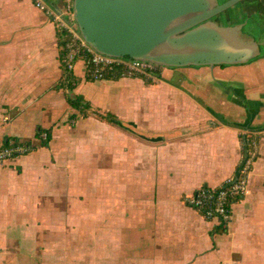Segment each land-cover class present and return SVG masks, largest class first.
<instances>
[{
    "label": "crops",
    "instance_id": "1",
    "mask_svg": "<svg viewBox=\"0 0 264 264\" xmlns=\"http://www.w3.org/2000/svg\"><path fill=\"white\" fill-rule=\"evenodd\" d=\"M36 1L0 0V142L35 145L0 162V264H211L220 252L219 264H264V0L230 12L259 20L248 26L259 32L260 55L163 67L151 81H90L82 60L66 78L57 24ZM42 1L66 8V0ZM71 95L118 120L84 114ZM39 127L51 129L48 145ZM246 132L258 140L247 191L226 227L212 225L185 197L235 174ZM108 172L119 189L109 219Z\"/></svg>",
    "mask_w": 264,
    "mask_h": 264
},
{
    "label": "water",
    "instance_id": "2",
    "mask_svg": "<svg viewBox=\"0 0 264 264\" xmlns=\"http://www.w3.org/2000/svg\"><path fill=\"white\" fill-rule=\"evenodd\" d=\"M244 0H73L78 31L96 50L163 66L232 64L261 54L229 9ZM222 16L227 23L222 22ZM259 24L258 19L251 21Z\"/></svg>",
    "mask_w": 264,
    "mask_h": 264
},
{
    "label": "built area",
    "instance_id": "3",
    "mask_svg": "<svg viewBox=\"0 0 264 264\" xmlns=\"http://www.w3.org/2000/svg\"><path fill=\"white\" fill-rule=\"evenodd\" d=\"M36 4L52 15L57 26L68 30L67 51L63 56L68 70L73 71L75 63L82 60L86 76L92 79L125 76L155 79L158 70L163 67L147 59L109 55L96 50L78 31L73 17V0H66V8L60 11L50 9L42 0H37ZM40 136L44 140L47 131H41ZM242 137L244 154L235 174L218 185H201L185 197V202L194 207L204 218L214 219L223 227H226L232 219L234 203L242 199L247 191L248 176L258 153V140L252 133L246 132ZM34 148L35 145L28 140L10 138L1 141L0 162L27 154Z\"/></svg>",
    "mask_w": 264,
    "mask_h": 264
},
{
    "label": "rangeland",
    "instance_id": "4",
    "mask_svg": "<svg viewBox=\"0 0 264 264\" xmlns=\"http://www.w3.org/2000/svg\"><path fill=\"white\" fill-rule=\"evenodd\" d=\"M231 9H233V7L231 8ZM243 14L245 15V13H241V14H236L237 16H235V15H233L232 17H231V21L233 22V23H237V22H243L244 20H246L247 19V17H244L243 16ZM253 20V18H250V20H249V22L246 24H244V29H246V30H248L249 29V26L248 25H250L251 24V21ZM222 22L223 23H227V21H226V18L224 17V16H222ZM250 30V29H249ZM254 33V35H255V37H259V32H257V31H255V32H253ZM255 58V57H254ZM254 58H252V59H254ZM78 61H80V60H78ZM77 63V62H76ZM163 67H173V66H163ZM162 67V68H163ZM112 77H110L109 79H111ZM102 79H108V78H102ZM90 80V79H89ZM99 80H101V79H92V80H90V81H99ZM117 93H119V95H120V93H122V98H124V100H125V95H124V91H123V89H120L119 91L118 90H116V89H114V90H112L111 91V95H115V94H117ZM134 95V94H133ZM67 100H68V102L70 103V100H69V97L67 96ZM144 100L146 101V98L144 97ZM153 100L155 101V97H154V99L152 98V99H150V101L151 102H153ZM128 101H130V97H128ZM142 103H144L143 102V100H142ZM71 104V103H70ZM90 108H91V110H93L94 108H97L98 109V111L99 112H101L102 114H106V115H108L109 117H111L112 118V120L114 121V120H118V118H116L117 117V114L115 113V110H113V109H108L107 107L108 106H106V107H104L102 104H100V103H92L91 101H90ZM123 104H125V103H123ZM99 105H101V106H99ZM73 107H75L74 105H73ZM105 108V109H104ZM75 109H79L78 107H75ZM107 109V110H106ZM80 111V110H79ZM75 112H77V111H75ZM93 112H91V114H92ZM107 118V117H106ZM111 173H107V176H108V179H110L111 178V176H109ZM107 179V182L104 184V189H103V195H105V204H106V209H105V212H106V214H105V216H107V217H105L104 215H102L103 216V218H113L115 215H116V211H115V205L113 204L114 203V201L116 200V197H117V192L119 191V189L115 186V184L112 182V180L110 179V180H108ZM96 181H97V172H94V180H91L90 182H89V189L90 190H93V186L95 185V183H96ZM86 186H87V184H86ZM115 189H116V191H115ZM126 190V189H125ZM95 195H98V193L96 192V194ZM125 197H127V193L124 195ZM96 202H97V199L96 198H93L92 199V201H90V202H88V205H90L92 208H95L96 207ZM235 205V204H234ZM234 205H233V208H234ZM192 207V206H191ZM192 208H194V207H192ZM98 209V208H97ZM195 209V208H194ZM196 210V209H195ZM97 215H99L98 213H97ZM100 216V215H99ZM88 218H89V220H90V222L91 221H97V219H96V213H94L93 211H91V212H89L88 213ZM209 220V222H211L212 223V225H214V223L215 224H217V222H216V220H214V219H208ZM104 225V224H103ZM218 225V224H217ZM109 228V227H108ZM110 229V228H109ZM111 230V229H110ZM210 234H211V230H210ZM207 241V240H206ZM210 241L212 242V244H214V241H213V237H210ZM108 242V241H107ZM108 244H109V242H108ZM218 244H221V242L220 243H218ZM222 245V244H221ZM106 246H107V244L104 246V250H106ZM218 256H223L224 257V255L222 254V252H220L219 254H216V253H214V257H213V259H211V264H219L218 263V260L216 259V257H218ZM21 258L22 259H25L23 256H21ZM71 259H72V257H68L67 258V264H70L71 263ZM81 259V258H80Z\"/></svg>",
    "mask_w": 264,
    "mask_h": 264
},
{
    "label": "trees",
    "instance_id": "5",
    "mask_svg": "<svg viewBox=\"0 0 264 264\" xmlns=\"http://www.w3.org/2000/svg\"><path fill=\"white\" fill-rule=\"evenodd\" d=\"M221 2L222 1H225V0H220ZM229 12H231V8L229 9ZM241 14V13H240ZM231 17H232V14L230 13ZM58 27V32H59V35H60V45H61V49H60V58H61V61H62V66L64 68V71L66 73V78H70L72 76V71L71 70H68L64 60H63V56L64 54L66 53L67 51V46H66V38L67 36L69 35L68 33V30L64 27H60V26H57ZM252 32V31H251ZM257 38V37H256ZM160 70L161 68L158 70L157 72V76L155 79H157L158 77H160L161 75L159 74L160 73ZM109 76V75H108ZM88 79H92L90 76H86ZM110 77V76H109ZM155 79H150V78H146V80L148 81H151V80H155ZM69 100H70V103L72 105H74L75 107H78L81 109V111L84 113V114H90L91 112L95 113L97 116H100L102 118H106L107 119H111V117H109L108 115L106 114H102L101 112L98 111L97 108H94L93 110H91V106H90V102L87 101V102H83V97L80 96V95H71L69 96ZM42 127H39L38 128V131H37V134L40 135L41 131H42ZM50 128L49 129H46L47 131V137L43 140V145H48L49 144V140L51 138V133H50ZM10 139V138H9ZM220 227H222L220 225Z\"/></svg>",
    "mask_w": 264,
    "mask_h": 264
},
{
    "label": "flooded vegetation",
    "instance_id": "6",
    "mask_svg": "<svg viewBox=\"0 0 264 264\" xmlns=\"http://www.w3.org/2000/svg\"><path fill=\"white\" fill-rule=\"evenodd\" d=\"M244 30H246V29H244ZM246 31H248L249 33H251V34H253L254 35V33H252L249 29L248 30H246ZM254 37H255V35H254Z\"/></svg>",
    "mask_w": 264,
    "mask_h": 264
}]
</instances>
